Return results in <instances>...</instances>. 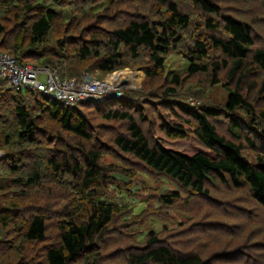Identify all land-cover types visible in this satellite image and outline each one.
<instances>
[{
	"label": "trees",
	"instance_id": "1",
	"mask_svg": "<svg viewBox=\"0 0 264 264\" xmlns=\"http://www.w3.org/2000/svg\"><path fill=\"white\" fill-rule=\"evenodd\" d=\"M0 47L62 77L144 71L102 102L0 89V264H264V0H0Z\"/></svg>",
	"mask_w": 264,
	"mask_h": 264
},
{
	"label": "built area",
	"instance_id": "2",
	"mask_svg": "<svg viewBox=\"0 0 264 264\" xmlns=\"http://www.w3.org/2000/svg\"><path fill=\"white\" fill-rule=\"evenodd\" d=\"M86 73L84 71L80 77H62L56 67L20 61L17 55L0 47V89L24 91L29 88L65 105L126 96L124 87L130 86L125 84L126 79L93 75L87 78ZM3 155L4 150L0 149V157Z\"/></svg>",
	"mask_w": 264,
	"mask_h": 264
},
{
	"label": "rangeland",
	"instance_id": "3",
	"mask_svg": "<svg viewBox=\"0 0 264 264\" xmlns=\"http://www.w3.org/2000/svg\"><path fill=\"white\" fill-rule=\"evenodd\" d=\"M187 64H188L187 60H185L184 58H182L179 55L174 54V55L169 56V58L166 61L165 67H166V70L169 72L170 71H179V70L185 69L187 67ZM84 71H86V70H84ZM86 72L95 76V77H98V78L112 77L115 79L116 78L115 75H118L117 79H120L122 76H124L121 79H126L127 81L125 82V84L130 85V86H125L124 89L125 88H141V80L144 77V71L142 70V68H140V67L133 68V67H129V66H125V67L116 69L114 71L107 72L105 75H103L102 73H97V72H93V73H90L88 71H86ZM207 95L213 101L218 102V103H223L227 99L228 90L225 87L221 86V84L216 83L210 88ZM188 100H190V103L193 100L194 104L197 102V100H195L193 98V96H188ZM193 103H191V104H193ZM173 143H175L176 145H178L182 149H204V147L199 143V141L192 135H188L186 138H184L182 140L177 139V140L173 141ZM0 149H3L4 153H5L4 148L0 147ZM104 160L105 161H113L114 159L111 156H106L104 158ZM138 176L143 178L144 180L148 181L149 183H151L153 185L160 184V185H162L163 188L164 187H168V188H172V189L176 188L175 183L172 181H169L167 179H160L157 182H155L151 178V176H147V175H143V174H139ZM116 195H117V200L120 203H123V201L126 202L130 206L132 212H134V213L139 212L144 207L143 201H141L137 198H134L132 196L129 197V196L125 195V193L123 191L117 190ZM170 212L174 215V218L176 220L185 218L183 215H180L179 213H177L173 210H171ZM166 222L168 223L169 226L175 225V222L172 220L171 221L167 220ZM161 223H163V221L156 220L153 218H149L148 222L139 228V231L136 233V237L141 239L143 237L144 233L149 228H151V227L158 228V227H160Z\"/></svg>",
	"mask_w": 264,
	"mask_h": 264
},
{
	"label": "water",
	"instance_id": "4",
	"mask_svg": "<svg viewBox=\"0 0 264 264\" xmlns=\"http://www.w3.org/2000/svg\"><path fill=\"white\" fill-rule=\"evenodd\" d=\"M86 77H87V78H90V77H91V74L86 73ZM123 82H124V81H123Z\"/></svg>",
	"mask_w": 264,
	"mask_h": 264
},
{
	"label": "bare ground",
	"instance_id": "5",
	"mask_svg": "<svg viewBox=\"0 0 264 264\" xmlns=\"http://www.w3.org/2000/svg\"><path fill=\"white\" fill-rule=\"evenodd\" d=\"M115 76H116V78H115V79H116V80H118V79H117V76H118V75H115ZM123 77H124V76H122L121 78H123ZM121 78H120V79H121ZM125 78H126V77H125Z\"/></svg>",
	"mask_w": 264,
	"mask_h": 264
}]
</instances>
